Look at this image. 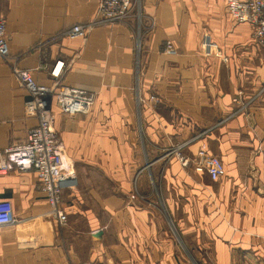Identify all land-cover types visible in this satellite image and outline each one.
Listing matches in <instances>:
<instances>
[{
    "label": "crops",
    "instance_id": "obj_1",
    "mask_svg": "<svg viewBox=\"0 0 264 264\" xmlns=\"http://www.w3.org/2000/svg\"><path fill=\"white\" fill-rule=\"evenodd\" d=\"M99 1L0 2L12 62L50 85L63 59L62 83L96 97L75 116L52 104L76 174L64 225L35 171L0 174L15 217L0 227V264H264V46L253 27L235 23L227 0H134L125 21L59 36L93 21ZM28 98L0 57V150L36 125ZM178 146L187 166L169 153ZM202 149L225 164L220 180L195 169Z\"/></svg>",
    "mask_w": 264,
    "mask_h": 264
},
{
    "label": "built area",
    "instance_id": "obj_2",
    "mask_svg": "<svg viewBox=\"0 0 264 264\" xmlns=\"http://www.w3.org/2000/svg\"><path fill=\"white\" fill-rule=\"evenodd\" d=\"M10 0H0V2ZM134 0H100L97 13L89 23H77L61 33L59 36L69 38H86L91 30L103 24L125 21L132 13ZM227 9L236 24H249L253 27L256 43L264 46V0H227ZM165 52L172 54L174 46L167 41ZM0 57L11 64L12 72L19 85L26 89L29 98L25 102V113L37 121L26 136V140L14 143L0 150V174L13 170L35 171L42 191L50 205V214L60 225L67 222V215L62 209V194L65 188L76 185L74 164L67 160L64 145L55 129L56 114L52 108L56 100L61 111L69 116L87 113L95 102V94L80 88L66 86L62 83L65 71V61L58 59L49 68L53 79L52 84L39 83L34 77L32 69H25L12 62L9 36L7 34V20L0 13ZM151 99L157 100L152 95ZM140 100H142L140 98ZM238 104L239 98L234 99ZM245 107L242 104L238 111ZM183 146H178L169 153H175L183 166L190 161L182 154ZM197 171L206 172L214 181L226 175L223 161L216 155L202 149L194 161ZM133 198L135 195L132 196ZM13 205L10 200H0V227L15 222Z\"/></svg>",
    "mask_w": 264,
    "mask_h": 264
}]
</instances>
